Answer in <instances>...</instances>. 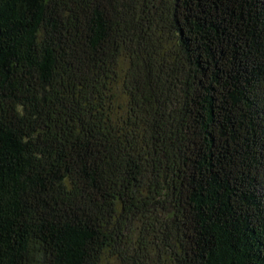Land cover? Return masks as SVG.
<instances>
[{
    "label": "trees",
    "instance_id": "16d2710c",
    "mask_svg": "<svg viewBox=\"0 0 264 264\" xmlns=\"http://www.w3.org/2000/svg\"><path fill=\"white\" fill-rule=\"evenodd\" d=\"M0 264H264V0H0Z\"/></svg>",
    "mask_w": 264,
    "mask_h": 264
}]
</instances>
